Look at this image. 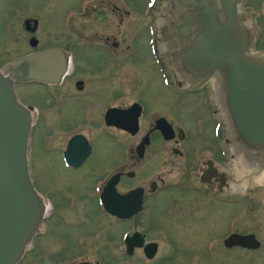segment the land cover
Segmentation results:
<instances>
[{"label": "flooded vegetation", "instance_id": "obj_1", "mask_svg": "<svg viewBox=\"0 0 264 264\" xmlns=\"http://www.w3.org/2000/svg\"><path fill=\"white\" fill-rule=\"evenodd\" d=\"M85 1L82 0L80 2L77 11L84 13L88 11L96 26L109 25L113 13L117 15V34L121 32L120 28L125 18L131 15L129 9L125 10L124 7H121L114 0H90L86 6L83 5ZM118 1L128 3L133 11L137 10L139 12L140 9L142 18L147 23L145 28H139L140 24L138 25L137 33L132 35V38H129L131 47L129 44L127 45L129 50H126L125 54H122L123 51L119 50L122 43L117 35L95 32L92 35V39L89 40L90 46L95 49L90 54L92 56L102 55L100 59H106V65L102 66L101 61H94L96 66L94 72L98 71L99 68L108 71V68L117 64L121 59V55H125L122 61H127L132 56L135 57L137 55L136 47L132 43L138 44L142 40L140 42L141 46L145 38L150 58L153 59L161 81L158 85L159 92L165 94V99L168 98L163 102L167 111L163 112L166 109L159 108L160 105L158 103L162 100L156 98V93L153 95V101L147 97L145 98L144 93L143 95L139 94V98L133 100L131 99L133 98L132 95L127 90H117L118 92H115L113 96L112 92H109V95L100 94V96L104 97L102 101L107 103L105 104L103 125L101 126L102 131L96 134L99 136L97 140L93 138L92 129L87 131L89 127L95 129V125L98 124L91 117H84L82 121L73 123L69 128L66 126L65 129H68V131L63 132L61 142L54 146L51 145V148L49 139L52 133L49 132L47 136L43 137V154L47 157L55 158L50 161L58 163L62 169L69 172H81L87 170L89 166L97 168L112 164L114 161L113 143L117 145V153H121L122 158L114 163L116 167L113 171H106L97 177L90 188L85 191L83 197L64 195L60 196V198H54L47 190L42 192L47 205L45 217L26 255L36 250L38 253L39 243L43 242L42 246L46 249L40 246V251L47 258L42 260L43 264H176V235L171 232L172 235L168 244L169 251L164 255L161 254L163 245L156 236V234L162 233L163 230L161 221H159L156 213L159 208L157 198L162 194H168V191H173V193H184V195L191 193L206 196L209 194L211 200L216 199V202H213L217 207L213 209L214 212H217L216 214H220L218 212L220 207L225 208L228 205L237 207L227 223H225L227 225L226 231L223 234H220V231L219 234L212 236L206 241L204 253L209 255L207 257H214L215 264H225V262H220L221 257L217 254L216 249L219 244H223L228 249L223 254L224 257L232 258L234 264H239L240 257L235 259L229 254L237 250L236 248L249 251L260 250L262 241L254 232L244 233V231L241 232L236 229L240 222L239 204L243 198L241 196L227 195L231 193L228 190L231 186L229 176L225 172L223 165L226 161L236 160V151L241 150H244L252 160L254 157L257 161L260 159L264 162V149L253 148L246 143L233 124L228 109L224 73L220 70H215L210 74L209 72L200 73L197 70H190L184 62V56L188 52V44L192 40V36L203 30L201 9L198 5L200 0ZM213 1L216 7L220 5V0ZM230 2L239 10V22L243 24V29L248 32L249 51L255 54H262L261 58L264 61V50L259 48L256 43L258 40H263V34L255 33V27H259L261 30L264 28V21L258 15V17L256 16L258 21L254 23L250 18H245L243 15L250 10L243 11L240 9V7L246 5L249 6V9H252V6H255V0H245L244 2L243 0H230ZM261 2L263 0H258V4ZM68 18H73V14L68 12ZM144 21L139 20L142 23ZM38 29L39 23L34 32L25 30L32 36H36ZM99 43H102V45H99ZM161 43L164 52L169 54L168 60L165 59L160 51L159 45ZM52 46L62 47L71 60L68 72L62 81L60 83L38 80L19 82H37L40 86H45L46 92L44 94L51 99V103L44 105V111L40 110L44 123L48 122L47 117L44 115L47 110H55L57 106L64 107L65 104L64 97L67 95L59 97L53 90L57 91V89L61 88L69 77L75 75L77 69L71 52L67 51L63 46ZM74 81L76 89L83 91L85 80L78 77ZM110 90L109 88L107 92ZM54 102L57 106H55ZM91 103L92 101L83 99L81 101V109L88 113V110L92 108ZM27 105L31 107L33 116L36 118L33 135L41 116L36 113L37 108L33 104ZM183 106H189L192 109L187 111ZM110 108L127 110L125 115L131 116L129 120L131 124L135 120L137 121L136 132L132 133L123 126L114 123L108 125L105 115ZM225 110L228 112L227 119L230 121V131L228 132L223 131V122L220 116L223 115L226 118ZM62 121L60 123H64ZM187 121H193L194 130L186 126ZM123 123L125 125L129 124ZM116 133L137 137L138 141L131 144L126 138L125 141L122 138H117ZM227 135L230 137H227ZM32 138L33 136L31 137L29 151L31 167ZM74 138L76 139L77 148L72 146L73 142L71 140ZM144 141V154L141 157L137 148ZM70 143L74 149L71 152H69ZM227 143L232 145V153H229ZM51 144L53 143L51 142ZM44 145L48 147L45 148ZM99 146L103 147V151L100 150V156L97 157ZM151 149L162 159L165 165L170 167L169 175L176 177L177 172L181 171L178 179H169L165 173H159L156 178H152L148 182L123 186V181L126 179L128 184L134 181L137 176L134 167L145 159ZM119 157L117 156L116 158L118 159ZM46 168L48 170L52 169L51 167ZM119 172L121 173L120 181L117 184L119 192L127 193L140 187L143 188L144 193L141 210L125 218L111 214L101 203V194L107 185L108 179L112 174ZM130 172L134 174L129 176ZM236 191L238 189L233 188V192L236 193ZM168 196L165 198H168ZM150 197H155V202L151 208L154 212L145 214L147 208H149L148 199ZM80 200L90 204L89 211L83 214L80 221L73 222L69 212L76 208ZM96 212L101 220L116 224L119 226L117 229L122 227L121 234L107 226L98 227ZM143 215H146V217H142ZM210 216L208 214L207 217L210 218ZM224 228H221V230ZM234 233L254 234L259 239L260 245L258 247H248L240 244H226L227 237ZM54 236H57V238ZM51 241L57 242L56 249L48 246V242ZM115 248H119L120 252L116 253L114 251ZM194 250L198 251L199 249ZM195 251L190 250V255L193 256ZM234 253L237 254L239 252Z\"/></svg>", "mask_w": 264, "mask_h": 264}, {"label": "rangeland", "instance_id": "obj_2", "mask_svg": "<svg viewBox=\"0 0 264 264\" xmlns=\"http://www.w3.org/2000/svg\"><path fill=\"white\" fill-rule=\"evenodd\" d=\"M82 0H0V68L5 72L10 71L8 64L15 58L25 55L30 51L40 50L43 47H49L52 45H59L66 48L67 51L71 52L74 57V64L76 65L75 75L69 77L61 88L53 92L59 97H64V107H58L55 110H47L44 115L47 117L48 122L44 123V119L40 110L44 111V105L50 104L51 99L45 96L46 89L37 82L33 83H17V91L21 101L25 104H33L37 109L36 113L40 114L39 122L35 127L34 134L31 135L32 143L31 146V160L32 167L31 171L34 177L35 185L41 193L44 190L50 192L54 198H60L64 195H75L83 197L85 191L90 188L92 182L106 171H113L116 167L114 164L120 160L121 153H117V145L113 143V158L112 164L106 167L89 166L87 170L81 172H69L62 169L58 163L51 162L50 158L45 156L43 153L42 140L44 136L50 132L52 133L49 139L50 148L61 142L63 132L68 131L65 129L66 126H71L73 123L82 121L84 117H91L98 124L94 128H87L93 130V138L97 140L99 137L96 135L101 132L103 125V117L105 112V104L103 102L104 97L101 95H109L112 92L115 95L117 90H127L132 95L131 99H138L139 94L149 98L153 101L154 93L157 94L156 98L162 100L158 103L161 109H166L164 105L165 94L159 92V84L161 83L160 78L157 74V69L154 65L153 59L150 58L149 49L145 44V38L140 46L139 43H132L135 46L137 55L129 58L127 61H122L123 56L117 62L115 66L108 68V71L99 68L98 71L94 72L96 66L94 61H101L102 66H105L106 59L101 60L100 54L92 56L90 52L95 49L90 46V39L95 32L115 34L119 37L122 46L119 50L125 54L127 45L131 47L129 38L137 33L138 25L139 28H145L146 21L143 20L141 11L132 10V7L126 2L116 1L125 10L129 9L131 15L125 18L123 25L121 26V32L117 34V15L113 13L110 23L107 26H96L94 21L90 18V14L82 11H77V8ZM90 0H86L83 5H88ZM245 0H243L244 2ZM163 7V6H162ZM242 6L241 9L245 12V15H249L251 21L255 23L258 15L264 21V0L258 4V0H255V6ZM68 12L73 14V18H68ZM257 16V17H256ZM29 17L39 19V29L36 32V36L39 39L38 45H30L29 38L32 36L28 31L25 30L23 25L24 20ZM144 21V23L139 22ZM135 22V24H134ZM109 27V28H108ZM147 31V29H145ZM255 33H262V41L264 45V28L255 27ZM127 38L126 40H124ZM102 45V43H99ZM160 51L163 53L166 60L169 59V54L165 53L162 48V43L159 45ZM96 47V46H95ZM264 48V47H263ZM107 57V56H104ZM101 71V72H100ZM81 77L85 80V88L83 91H79L75 87V78ZM178 79L177 77H175ZM174 78V79H175ZM175 81V80H174ZM111 89L107 92L108 89ZM146 90V91H144ZM138 94V95H136ZM171 97V96H170ZM144 98V99H145ZM89 100L92 101V108L88 110V113L81 109V101ZM173 99V97H172ZM63 100V101H64ZM63 104V103H62ZM68 107V108H67ZM168 108V107H167ZM185 110H191L192 108L187 106ZM169 109V108H168ZM161 111V110H160ZM164 110L163 112H166ZM221 116L223 122V131L226 132L225 118ZM61 120L64 123H60ZM44 124V125H43ZM186 126L191 130H194L193 121H187ZM212 126V125H211ZM117 138H122L123 141L128 140L129 143H137V137L125 135L121 133L115 134ZM51 142L53 144H51ZM31 144V141H30ZM45 148L48 147L44 145ZM228 149L229 144L227 143ZM100 150L103 151V147L99 146V152L97 157L100 156ZM104 150H106L104 148ZM230 153V151H229ZM104 155V154H103ZM117 156H120L118 159ZM116 159V160H115ZM96 163V161H95ZM113 165L112 167H110ZM170 165V164H169ZM46 167H51L48 170ZM225 172L229 176L231 193L227 195L241 196L242 202L240 205V222L236 227L241 232H254L257 237L262 241V248L257 251L244 250L236 248L237 250L231 252L229 255L239 258V264H264V183H257L254 185L238 188L236 193L233 192L235 188L232 164L231 160L226 161L223 165ZM90 169V170H89ZM132 169V168H131ZM134 169L137 172V176L131 183L123 181V186L131 185L132 183H145L156 178L159 173H165L169 179H178V175L181 171L177 172V176L169 175V166L165 165L162 159L154 153L151 149L145 159L141 160ZM129 181V180H128ZM167 195L168 198H165ZM200 196V197H198ZM148 206L145 214L154 212L151 210L152 205L155 202V197H150ZM177 201V202H176ZM215 200H211L208 195H195L184 193H173L168 191V194H162L157 198V204L159 205L156 210L157 217L161 221L163 227L162 233L156 234L157 238L162 243L161 254L164 255L169 251L168 244L170 243V236L176 235L177 240V263L176 264H215L214 257H207L204 253L206 241L216 234H223L226 229L228 219L232 216L233 212L237 207H231L228 205L225 208H219V213L214 212L216 205L213 204ZM89 203L84 200H80L76 208L69 212L73 222L80 221L83 214L89 211ZM221 206V204H220ZM166 211V212H165ZM210 214V218H208ZM98 227L107 226L120 234L122 227L117 229L119 226L110 223V221L101 220L100 216L96 212ZM142 217H146L143 215ZM207 217V218H205ZM205 218V219H204ZM225 227V228H224ZM203 228H205L203 230ZM221 228H224L221 230ZM170 230V231H169ZM64 231V230H62ZM172 232V233H171ZM119 234V235H120ZM57 238V236H54ZM222 238V236H221ZM43 242L39 243V251L37 250L32 253H28L23 264H43L42 260L47 259L45 255L40 251V246ZM46 245V241H45ZM48 246L53 249L57 248V242H48ZM45 248V247H43ZM46 249V248H45ZM48 249V248H47ZM194 249H199L195 251ZM217 254L219 255L220 262L225 264H234L232 258L224 257L228 249L223 245L217 246ZM190 250L195 251L194 255H190ZM116 253L120 252L119 248H115ZM234 252H239L235 254ZM220 264V263H219Z\"/></svg>", "mask_w": 264, "mask_h": 264}, {"label": "water", "instance_id": "obj_3", "mask_svg": "<svg viewBox=\"0 0 264 264\" xmlns=\"http://www.w3.org/2000/svg\"><path fill=\"white\" fill-rule=\"evenodd\" d=\"M198 5L203 30L192 36L184 62L190 70L200 73L210 74L215 70L224 73L233 124L246 143L264 149V61L248 52V32L239 22V10L230 0H220L218 7L213 0H200ZM38 23V19L28 18L24 26L34 32ZM38 42L36 36L30 38L32 46H37ZM69 63L70 58L63 48L50 47L12 60L8 73L0 69V264L21 262L45 213L44 199L33 181L28 157L35 119L31 107L19 99L15 81L60 83L68 72ZM126 113L127 110L110 108L105 115L107 124L114 123L135 133L137 121L131 124V116ZM225 114L228 132L227 110ZM75 141V138L71 140L72 146L77 148ZM72 146L70 143L69 152L74 150ZM231 146L229 144L230 153L233 152ZM144 147L145 141L137 148L141 157ZM236 157L231 160L236 189L264 182L263 161L254 157L252 160L244 150L236 151ZM133 174L130 172L129 176ZM119 179L117 173L108 181L102 202L113 215L129 217L141 210L143 189L120 194L116 188ZM226 244L258 247L260 242L254 234L234 233Z\"/></svg>", "mask_w": 264, "mask_h": 264}, {"label": "bare ground", "instance_id": "obj_4", "mask_svg": "<svg viewBox=\"0 0 264 264\" xmlns=\"http://www.w3.org/2000/svg\"><path fill=\"white\" fill-rule=\"evenodd\" d=\"M261 183H264V182H261Z\"/></svg>", "mask_w": 264, "mask_h": 264}]
</instances>
